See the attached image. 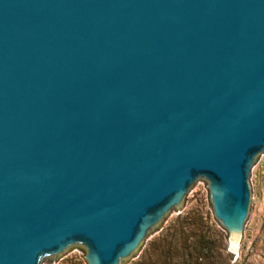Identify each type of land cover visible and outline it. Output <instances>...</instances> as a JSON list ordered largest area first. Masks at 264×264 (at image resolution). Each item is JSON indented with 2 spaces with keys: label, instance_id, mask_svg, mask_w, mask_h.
I'll list each match as a JSON object with an SVG mask.
<instances>
[{
  "label": "water",
  "instance_id": "obj_1",
  "mask_svg": "<svg viewBox=\"0 0 264 264\" xmlns=\"http://www.w3.org/2000/svg\"><path fill=\"white\" fill-rule=\"evenodd\" d=\"M264 161V0H0V264H128L204 182L228 251Z\"/></svg>",
  "mask_w": 264,
  "mask_h": 264
},
{
  "label": "rangeland",
  "instance_id": "obj_2",
  "mask_svg": "<svg viewBox=\"0 0 264 264\" xmlns=\"http://www.w3.org/2000/svg\"><path fill=\"white\" fill-rule=\"evenodd\" d=\"M254 176L257 203L241 245L238 243L237 246H232L231 253L228 251L227 231L213 217L208 187L203 182L191 203L174 214L136 259L128 264H148L149 259H155L156 255L170 243L171 245L179 243L177 246L180 247L183 255L189 254L197 246L200 231L215 242V255L222 253L215 261L217 264H256L255 248L258 249L260 246L259 237L264 214V161L254 171ZM188 217L195 218V223L187 222V229L183 233L186 242L185 245H181L182 241H178V237L181 236L178 233V228L181 226L182 220ZM85 253V250H76L48 264H87L84 259Z\"/></svg>",
  "mask_w": 264,
  "mask_h": 264
},
{
  "label": "trees",
  "instance_id": "obj_3",
  "mask_svg": "<svg viewBox=\"0 0 264 264\" xmlns=\"http://www.w3.org/2000/svg\"><path fill=\"white\" fill-rule=\"evenodd\" d=\"M195 218L190 219L185 218L180 223L181 226L178 228V233L181 234L178 237V241L181 242V245H185L186 239L183 236L184 230L187 229V222L195 223ZM190 220V221H187ZM182 225H185L184 227ZM260 246L255 248V253L257 256L256 264H264V214L262 217V228L260 234ZM214 243L207 235L201 233L198 236L197 246L194 248L191 253L183 255L182 250L180 249L179 243L171 245V243L161 250L159 254L156 255L155 259H149L148 264H217L215 262L217 257L219 258L221 254L214 253ZM224 250V249H223ZM243 264V263H241Z\"/></svg>",
  "mask_w": 264,
  "mask_h": 264
},
{
  "label": "bare ground",
  "instance_id": "obj_4",
  "mask_svg": "<svg viewBox=\"0 0 264 264\" xmlns=\"http://www.w3.org/2000/svg\"><path fill=\"white\" fill-rule=\"evenodd\" d=\"M233 247H235L236 245H232Z\"/></svg>",
  "mask_w": 264,
  "mask_h": 264
}]
</instances>
